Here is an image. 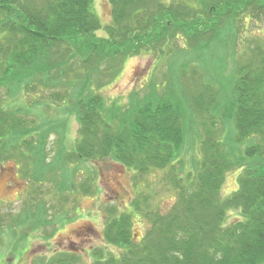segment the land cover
I'll return each mask as SVG.
<instances>
[{
	"label": "trees",
	"instance_id": "trees-1",
	"mask_svg": "<svg viewBox=\"0 0 264 264\" xmlns=\"http://www.w3.org/2000/svg\"><path fill=\"white\" fill-rule=\"evenodd\" d=\"M108 1L111 20L104 25L93 11L94 0H0V79L14 78L27 93L39 86L54 89L51 101L62 104L64 114L77 115L80 124L69 157L110 158L132 170L135 183L151 169L172 166L167 170V185L176 193L175 202L166 208L152 207L154 193L140 192L129 202L132 213L107 208L112 214L106 215L104 237L120 251L107 257L94 252L92 264H264V57L260 46L254 48L250 61L237 64L224 100L223 87L218 91L211 84H203L191 101L167 91L132 92L126 107L113 101L108 104L94 91L117 75L125 58L178 38L189 43L202 38L206 44L199 47L204 48L209 45L208 32L218 36L221 28L233 23L231 16L241 15L253 2L257 8L264 3ZM102 26L105 34L101 36L96 31ZM187 101L197 111L210 114L199 167L192 176L183 173L182 167L178 171L173 167L184 140ZM217 116L230 127L224 139L215 131ZM26 124L21 111L0 105V161L15 143L24 144L26 151L18 157L25 158L33 131L40 135L36 153L41 154L45 138ZM233 166L242 170L238 188L222 198L224 174ZM152 186L156 189L158 183ZM230 208L240 216L225 224ZM136 218L142 223L141 236L132 231ZM59 256L56 264H78L72 254Z\"/></svg>",
	"mask_w": 264,
	"mask_h": 264
},
{
	"label": "rangeland",
	"instance_id": "rangeland-1",
	"mask_svg": "<svg viewBox=\"0 0 264 264\" xmlns=\"http://www.w3.org/2000/svg\"><path fill=\"white\" fill-rule=\"evenodd\" d=\"M93 11L102 24L110 23L108 0H94ZM231 17L233 23L221 28L218 36L215 31L205 35L208 46L199 47L206 44L202 38L191 44L178 38L162 48L144 50L125 58L117 75L94 87V91L106 103L113 101L125 107L132 92L142 95L149 90L172 92L191 101L203 84H211L218 91L223 87V100L228 98L237 64L250 61L256 46H260L264 57V5L257 8L253 2L241 15ZM96 34H105L103 26ZM1 81L3 109L21 111L25 126L27 122L30 130L38 129L45 139L39 155L36 150L40 135L33 131L27 141L29 158L19 159L18 154L26 148L15 143L9 156L0 161V264H56L61 253L68 258L71 254L76 256L78 264H92L94 252L107 257L120 251L104 237L106 215L112 214L106 212L107 208L130 211L131 198L140 192L154 193L152 207L166 208L175 202L176 193L167 185V170L172 166L151 169L135 183L133 171L110 158L75 160L69 156L79 135V120L75 114H64L62 104L51 101L54 89L46 86L41 90L39 86L27 93L14 78ZM190 101L186 102L189 109L183 117L184 140L173 167L177 171L182 167V172L192 176L199 167L201 141L210 114L197 111ZM215 119V131L220 134L219 139H224L226 127H230L218 116ZM47 127L50 129L46 134ZM241 173L238 166L225 172L220 197H229L237 190ZM156 183L155 189L152 185ZM239 216L237 209L230 208L224 223ZM142 228L141 221L134 219L133 233L141 236Z\"/></svg>",
	"mask_w": 264,
	"mask_h": 264
}]
</instances>
